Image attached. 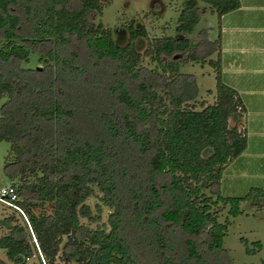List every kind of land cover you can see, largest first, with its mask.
<instances>
[{
    "label": "trees",
    "instance_id": "obj_1",
    "mask_svg": "<svg viewBox=\"0 0 264 264\" xmlns=\"http://www.w3.org/2000/svg\"><path fill=\"white\" fill-rule=\"evenodd\" d=\"M202 1L175 35L150 36L136 20L106 27L102 0H0V141L24 212L5 205L0 264H236L219 215L264 206L262 188L222 192L248 144L221 57V18L241 2ZM209 13L216 38L210 26L192 39ZM207 62L215 101L198 103L196 75L181 69Z\"/></svg>",
    "mask_w": 264,
    "mask_h": 264
},
{
    "label": "rangeland",
    "instance_id": "obj_2",
    "mask_svg": "<svg viewBox=\"0 0 264 264\" xmlns=\"http://www.w3.org/2000/svg\"><path fill=\"white\" fill-rule=\"evenodd\" d=\"M154 1H158L159 6H155ZM103 13L102 22L106 27L115 31L116 28H124L133 20L143 24L149 31L150 36L175 35L178 19L182 10L190 4L204 5L202 0H102ZM219 18L216 13H209L198 26L196 33L191 36L192 39H198V31L214 27L210 33L211 38H216L219 30ZM118 32H115V35ZM145 43L142 41V44ZM216 58V55L213 56ZM184 73H193L196 75L200 88L199 101L204 99L206 103H213L215 96L210 95L208 90L216 88L215 69L208 62L188 63L182 66ZM10 143L0 141V188L11 184L10 179L5 173V158L10 151ZM243 196L244 193H239ZM92 206L97 202L91 198L88 201ZM242 214L237 217L229 215V207L220 215L219 221L224 222L227 217L230 218L227 235L224 239V246L229 250L231 257L236 264H263L264 262V206L262 210L252 208L250 203L243 202L241 205ZM12 212L11 208L0 203V237L7 233L6 228L1 221ZM38 213V210H36ZM109 210L105 208L104 218L107 219ZM257 242L261 246H257ZM0 258L9 262L6 251L0 248ZM28 264H40L38 259L33 257L28 260ZM58 264H77L66 263L58 260Z\"/></svg>",
    "mask_w": 264,
    "mask_h": 264
},
{
    "label": "crops",
    "instance_id": "obj_3",
    "mask_svg": "<svg viewBox=\"0 0 264 264\" xmlns=\"http://www.w3.org/2000/svg\"><path fill=\"white\" fill-rule=\"evenodd\" d=\"M221 18L223 81L238 91L246 108V150L222 177L225 196L264 189V0H240Z\"/></svg>",
    "mask_w": 264,
    "mask_h": 264
},
{
    "label": "built area",
    "instance_id": "obj_4",
    "mask_svg": "<svg viewBox=\"0 0 264 264\" xmlns=\"http://www.w3.org/2000/svg\"><path fill=\"white\" fill-rule=\"evenodd\" d=\"M17 200H18V194L15 186L6 185L0 188V203L13 207L19 210L22 214H24L22 209L17 204L16 202Z\"/></svg>",
    "mask_w": 264,
    "mask_h": 264
}]
</instances>
